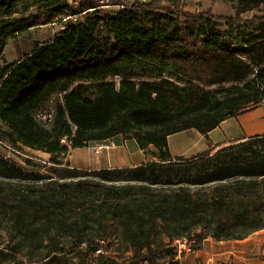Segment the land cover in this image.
I'll return each mask as SVG.
<instances>
[{"label":"trees","instance_id":"1","mask_svg":"<svg viewBox=\"0 0 264 264\" xmlns=\"http://www.w3.org/2000/svg\"><path fill=\"white\" fill-rule=\"evenodd\" d=\"M163 1L117 0L121 9L108 16L95 0H0V54L28 31L62 25L52 41L0 65V122L10 143L63 166L73 150L123 137L153 147L157 159L49 177L0 155V226L7 224L13 243L0 264H54L68 248L77 264H107V254L96 252L109 253L112 238L134 251L130 264H157L173 257L178 238L224 242L264 230V134L190 160L174 159L168 147L172 135L208 136L263 105L264 32L226 43L211 17L199 34H181L177 20L197 15L160 7ZM35 3L36 18L13 19ZM239 3L246 13L264 0ZM56 94L63 100L44 124L38 114ZM162 238L165 257L146 255Z\"/></svg>","mask_w":264,"mask_h":264},{"label":"rangeland","instance_id":"2","mask_svg":"<svg viewBox=\"0 0 264 264\" xmlns=\"http://www.w3.org/2000/svg\"><path fill=\"white\" fill-rule=\"evenodd\" d=\"M77 3H79V0ZM85 1V0H82ZM101 11L105 15H113L117 13L121 8L116 6L117 0H95ZM115 1V2H114ZM128 1V0H127ZM141 1L143 3H150L154 0H133ZM132 1V2H133ZM115 3V4H114ZM71 4V2H70ZM160 7L175 8L184 14L197 15L198 18H186L181 17L176 22V30L181 34H186L187 31L192 30L196 34H199V27L205 26L207 20L211 17L214 25L217 29L223 31L226 34V43H236L238 39L246 37L249 40L253 35L264 32V24L260 23L261 18L264 20V3L260 8L249 11L246 13H240L239 0H167L160 2ZM40 4H32L27 13L16 15L13 19H29L33 20L41 13ZM202 16L204 20H202ZM1 21V20H0ZM62 31V25L55 23L49 26L38 27L31 31H28L15 39L9 41L6 49L0 54V65L4 62L13 63L20 60L23 56L29 55L35 48L36 43H47L53 40V38ZM148 63H142L140 67H147ZM141 70V69H139ZM117 87H120V79H116ZM231 87V86H227ZM64 94L54 95L48 103L40 111L45 115L51 111L56 110L57 103L63 100ZM264 105V103H263ZM254 106L247 107L246 110L253 108ZM52 121V120H51ZM8 129L2 126L0 122V155L7 160L13 162L20 168L27 172L39 173L43 176L58 177L64 174L69 169H76L70 164V153L63 159V166H56L50 162L51 156L41 151H34L28 149L22 145H14L8 140L6 133ZM133 144H130V146ZM129 147V146H128ZM130 149V147L128 148ZM152 149H154L152 147ZM155 150V149H154ZM156 151V150H155ZM96 151H94L95 153ZM84 154V155H82ZM77 161L82 163H89L93 157L86 151L76 152ZM157 161V159H155ZM81 170V169H80ZM193 192L197 191L196 188L192 189ZM2 232H8L7 224L3 223L0 226ZM198 233H205L202 230H197ZM118 236L117 233L113 234V237ZM191 238H195V235H191ZM196 239V238H195ZM169 240L167 238L158 239L153 246V250L145 252L146 255H154L158 259L164 258L167 254V244ZM107 257L110 262L107 264H130L135 256L134 251H121L116 243L115 239L110 240L108 246ZM124 252V253H123ZM150 253V254H149ZM111 259L113 261H111ZM54 264H77V258L74 253L70 252V248L54 259ZM26 264H29L28 262Z\"/></svg>","mask_w":264,"mask_h":264},{"label":"crops","instance_id":"3","mask_svg":"<svg viewBox=\"0 0 264 264\" xmlns=\"http://www.w3.org/2000/svg\"><path fill=\"white\" fill-rule=\"evenodd\" d=\"M263 134L264 105L224 121L208 136L196 130L172 135L168 138V147L174 159L190 160L205 153L215 154L224 147ZM97 146H103L104 149L94 153L93 148ZM80 150L91 154L92 161L82 164L77 161V157L81 155L77 156L76 152ZM155 152L152 147L148 150L140 149L134 140L116 137L111 141L94 143L88 148L71 151L69 162L74 168L81 170L134 168L154 161ZM179 264H264V230L243 240L218 242L213 238H206L194 254L187 255Z\"/></svg>","mask_w":264,"mask_h":264},{"label":"built area","instance_id":"4","mask_svg":"<svg viewBox=\"0 0 264 264\" xmlns=\"http://www.w3.org/2000/svg\"><path fill=\"white\" fill-rule=\"evenodd\" d=\"M128 1H133V0H128ZM54 117V111H51L48 114H38V119L44 123L48 124ZM96 153H99L104 149L103 146H97L93 148ZM102 245H106L104 241H101ZM200 246V243L198 242L197 239L195 238H188V237H183V238H178L175 239L172 242V249L174 250V255L172 258L165 259L162 261H159L157 264H179L181 259L186 257L187 255L194 254ZM13 245H7L4 242H0V252H3L5 254H10L12 252ZM108 254L107 252H104V249L101 248V250L96 252V255L99 254ZM144 264H149L148 261H146Z\"/></svg>","mask_w":264,"mask_h":264},{"label":"bare ground","instance_id":"5","mask_svg":"<svg viewBox=\"0 0 264 264\" xmlns=\"http://www.w3.org/2000/svg\"><path fill=\"white\" fill-rule=\"evenodd\" d=\"M0 242H4L7 245H13L10 237L2 231H0Z\"/></svg>","mask_w":264,"mask_h":264}]
</instances>
